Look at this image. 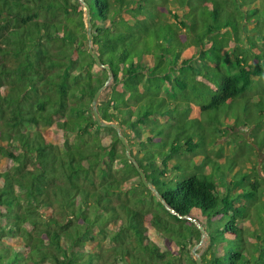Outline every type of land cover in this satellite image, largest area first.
I'll list each match as a JSON object with an SVG mask.
<instances>
[{"label": "trees", "instance_id": "1", "mask_svg": "<svg viewBox=\"0 0 264 264\" xmlns=\"http://www.w3.org/2000/svg\"><path fill=\"white\" fill-rule=\"evenodd\" d=\"M83 1L92 50L112 74L98 113L120 126L170 210L115 130L90 116L108 74L87 52L82 5L0 0V264H177L200 240L179 216L209 237L202 264H264V250L248 251L249 237L262 238L239 224L262 201L263 178L238 154L223 164L205 154L208 174L166 176L182 167L169 165L174 155L218 136L212 112L264 80L263 26L247 14L261 0Z\"/></svg>", "mask_w": 264, "mask_h": 264}, {"label": "rangeland", "instance_id": "2", "mask_svg": "<svg viewBox=\"0 0 264 264\" xmlns=\"http://www.w3.org/2000/svg\"><path fill=\"white\" fill-rule=\"evenodd\" d=\"M260 3L264 4V1L261 0V2L258 3L260 9L257 7V11H255L253 7H256L258 4L253 7H245H247V9H253L248 10L247 14L248 16L253 15L251 21L254 24V27L259 25L263 26V31L260 33L261 36L258 44L261 46V50L264 51V20H261V15L263 14L264 16V6ZM251 28L252 26L250 29ZM181 30V38L184 39L187 33L184 32L183 29ZM240 37H245V35L242 34ZM232 46V44H229L230 48ZM259 60H262V57H260ZM254 82V85L250 86L245 94L234 99L235 101L232 105L226 104L225 106H222L217 113H211L215 119V123H218L215 125L216 128L220 130L217 134L218 136L216 138L214 137L215 139L212 138L213 135L208 137L206 139L207 143L205 142L207 145H204V148L203 146L199 147V149L197 148L194 154H189L183 151L178 155H174L175 158L173 157V159L169 161V165L172 166L179 161L182 164V167L179 172L173 171L169 168V171L166 173L168 178L174 180H176V178L179 179L183 176L182 174H188L189 171L195 167L199 168L197 174H208L212 172L211 166L206 160H203L206 162L205 164L201 163L202 157L205 154L210 157V159L212 158L220 164L225 163V160H229L232 155L238 154L239 157L236 155L238 157V166H240L243 171H246L247 173L250 172L253 178H256L257 176L262 177L263 183L260 179L259 183L264 187V80L258 78L257 80L255 79ZM254 91H257V94L255 93L257 95L255 99L252 98L250 93ZM196 103H198V101H196ZM199 116L200 115H197L195 111L191 114V118L193 119ZM201 117L204 118L203 116ZM198 135L201 137L202 133L199 132ZM47 137L48 139H52L53 136L49 133L47 134ZM198 139L199 138L196 137L194 138V141H197ZM230 165L231 164L228 163L227 167L224 168L226 173L229 171V167L232 166ZM219 174L221 175L220 172H214L215 177H219ZM243 187L245 189L248 188L247 184H244ZM261 191L262 190L257 192V194H260ZM259 197L262 201L258 199L254 202L252 212L250 210V216L248 215V221H239L240 226L245 227L250 234L254 231L255 233L253 236L258 235L262 238L260 240L249 237L248 251L253 258L258 257L260 251L264 250V194L259 195ZM148 202H150V200H148ZM252 218L254 221L256 220L253 223V226L250 223ZM148 235L154 238L151 231L148 232ZM207 245L208 242H205L204 245L198 248L197 252L202 255ZM193 247V244L192 246L190 245V251ZM174 253L176 254L175 256H179V253L176 251ZM193 262L194 258L189 254L188 256H182L179 262L176 263L193 264Z\"/></svg>", "mask_w": 264, "mask_h": 264}, {"label": "water", "instance_id": "3", "mask_svg": "<svg viewBox=\"0 0 264 264\" xmlns=\"http://www.w3.org/2000/svg\"><path fill=\"white\" fill-rule=\"evenodd\" d=\"M78 1L82 7H83V11H84V22H85V34H86V38H87V52L89 54V56H91V58L93 59L95 65L98 68H102L105 69L107 71V79L105 81V83L95 92L91 102H90V116L92 118L93 121L96 122V124L100 127L103 128H110V129H114L117 137L119 139L120 144L122 145L123 149H124V153L126 158L132 162V164L134 165L136 171L139 174L140 177V181L143 185L144 188L149 189L155 196L156 198L159 200V202H161V204H163V206H165V208L167 210H170L165 202L163 201V199L158 195L157 191L154 189L153 185L148 182L146 180L145 174L142 172V170L138 167L137 163L135 162V160L132 158L131 156V150L130 147L127 143L126 138L123 136L121 128L118 124L114 123V122H106L104 121L97 110V105L99 102V98L102 95V92L104 91V89L111 84L112 82V74L110 71V68L108 65H104L102 64V62L100 61L99 57L97 56V54H95L92 50V35H91V22H90V15H89V8L88 6L84 3L83 0H76ZM179 218H185L187 220H189L191 223H193L195 225V227L199 230L200 232V240L199 242L191 249L190 254L191 256L194 258V263L195 264H202V260H201V254L197 252L198 248L202 245L205 244V242L209 241V237L207 235V233L205 232L204 228L202 227L201 224H199L195 219H192L190 217H181L179 216Z\"/></svg>", "mask_w": 264, "mask_h": 264}]
</instances>
